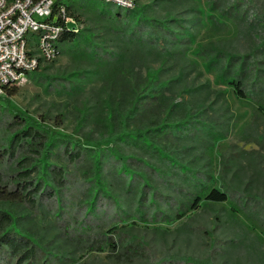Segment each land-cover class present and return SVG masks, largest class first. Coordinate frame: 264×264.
I'll list each match as a JSON object with an SVG mask.
<instances>
[{"label":"rangeland","instance_id":"374dc122","mask_svg":"<svg viewBox=\"0 0 264 264\" xmlns=\"http://www.w3.org/2000/svg\"><path fill=\"white\" fill-rule=\"evenodd\" d=\"M69 1L62 0V3ZM80 1L112 6L97 0ZM132 1L134 9L151 7L154 3L152 11L164 14L157 7L160 0ZM166 1L164 11L171 5ZM198 2L201 10L207 13V0ZM88 9L95 15L100 7L88 6ZM204 13L174 16L178 24L171 28L174 32L187 30L195 36L185 47L190 50L189 58L197 64L194 72L172 83V89L166 93L169 101L181 95L175 101L176 106L189 104L194 107L193 111H201L200 114L184 122L172 134L179 138L174 140L179 146L169 141L171 135L163 138V132L149 136L155 148L143 145L141 140L125 139L116 143L118 151L129 158L127 169L134 176L118 173L122 165L103 157L110 194L95 207L92 208V198L86 199L75 179L68 178L69 189L60 193L57 204H46L51 209L49 215L43 207L26 218L28 231L34 233L51 264H143L173 253L209 255L217 264H264V84H260L264 83V50L257 51L254 56L262 68L258 83L247 73L242 80L247 98H238L224 85L222 70L211 61L215 54L211 49L220 44H225L226 48L232 37L209 40L206 36L209 22L218 25L222 19L221 16H203ZM257 33L260 38L264 35L261 31ZM260 38H240L237 45L240 54L247 53ZM67 50L68 46H61L62 54L54 63L40 65V78L29 77L18 83L16 95L8 99V108L62 136L80 141L99 140L107 136V130L91 121L80 122L83 103L92 100L90 69L79 65ZM171 75L176 76L177 71L170 70L164 78ZM82 77L84 80L80 79ZM185 106L179 111L181 115L187 112ZM6 108L0 98V121L4 120ZM187 137L188 143L183 141ZM9 138L0 130L1 144L7 146ZM184 144L188 145L183 147ZM53 153L57 157L60 152ZM93 153L92 150L87 152L85 159ZM131 159L142 160L149 167ZM69 170L71 172L72 167ZM181 181L194 187H185ZM212 188L227 194L228 202H205L182 220L173 221L175 211L184 210L191 195H204ZM182 192L188 196L184 201ZM62 220L78 230L75 236L87 232L89 227L93 231L91 235L97 231L108 235L107 231L116 227L119 235L112 237L114 242L118 243L119 239L137 245L141 255L130 263L116 262L107 252H86L69 246L62 235Z\"/></svg>","mask_w":264,"mask_h":264},{"label":"trees","instance_id":"16d2710c","mask_svg":"<svg viewBox=\"0 0 264 264\" xmlns=\"http://www.w3.org/2000/svg\"><path fill=\"white\" fill-rule=\"evenodd\" d=\"M160 1L157 7L164 12L163 15L152 11L154 3L151 7L139 6L132 11H122L91 1L71 0L66 4L57 1L56 4L65 6L70 17L85 25V29L77 34L65 30L58 44V57L62 54L61 46H68L67 51L75 56L78 64L90 69L92 100L83 103L80 122H94L108 134L99 140L80 141L50 131L42 123L8 108V99L16 95L17 88L15 85L6 90V97L1 98L7 108L4 120L0 121V130L10 138L7 146L0 143V264H51L34 233L28 231L26 218L43 207L49 215L51 209L46 204H57L60 193L69 189L68 178L75 179L86 199L92 198V208L95 207L110 194L105 182L103 157L122 165L118 173L134 176L127 169L129 158L118 151L116 143L125 139L141 140L143 145L155 148L149 136L163 132V138L171 135L168 139L174 144L175 138H179L172 134L184 122L200 114L201 111H193L194 107L189 104L176 106L175 101L181 95H175L176 98L169 101L166 93L172 89V83L194 72L197 64L189 58L190 50L185 47V43H192L195 36L187 30L174 32L171 28L178 25L174 16H196L204 12L199 7V0ZM165 1L171 4L166 11L163 8ZM97 5L99 12L93 15L88 6ZM206 7L208 12L203 16H221L222 19L218 25L209 22L207 38L232 37L226 48L225 44H220L211 49L215 53L211 61L222 70L224 85L230 87L238 98L246 99L242 80L250 73L258 83L262 72L261 62H257L254 56L257 51L264 50V35L260 38L257 33L264 34V0H207ZM251 36L260 38L259 43H252L254 46L247 53L240 54L239 39ZM170 70H176L177 75L164 78ZM29 77L40 78V67L28 74ZM183 106L187 112L181 115L179 111ZM183 141L188 143L189 137ZM91 150L94 151L92 157L85 159ZM55 151L60 152L56 154L59 160L54 156ZM133 161L149 167L142 160ZM75 174L83 178L75 177ZM181 184L194 187L185 181ZM180 194L183 201L188 197L184 192ZM190 197L184 210L175 211L174 222L197 211L205 202H228L227 194L214 188L204 195ZM60 223L64 224L62 235L69 246L74 245L86 252H107V256L116 262L130 263L141 255L137 252V245L119 239L118 243L114 242L112 237L119 235L116 227L109 229L108 235L98 231L91 235L93 231L87 226V232L75 236L78 230L68 221ZM143 264L217 263L209 255L173 253Z\"/></svg>","mask_w":264,"mask_h":264},{"label":"built area","instance_id":"2783aa9c","mask_svg":"<svg viewBox=\"0 0 264 264\" xmlns=\"http://www.w3.org/2000/svg\"><path fill=\"white\" fill-rule=\"evenodd\" d=\"M58 0H0V98L41 64L59 54L65 30L77 34L83 24L70 17ZM132 11V0H97Z\"/></svg>","mask_w":264,"mask_h":264}]
</instances>
